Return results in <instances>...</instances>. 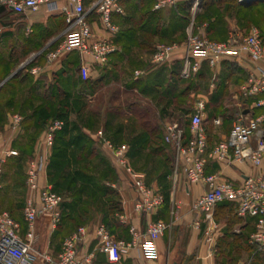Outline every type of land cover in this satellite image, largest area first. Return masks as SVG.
I'll return each mask as SVG.
<instances>
[{
  "label": "crops",
  "instance_id": "obj_1",
  "mask_svg": "<svg viewBox=\"0 0 264 264\" xmlns=\"http://www.w3.org/2000/svg\"><path fill=\"white\" fill-rule=\"evenodd\" d=\"M132 1L134 0H123L124 14L113 15L114 23L117 24V19L121 18L129 22L132 20V18L127 19L128 15L126 13V6ZM190 1L192 9L193 0H177L176 5L185 6L186 2ZM208 9L210 8L200 4L199 8L193 12L194 32L203 36L208 35V38L226 40L229 32L228 34L227 32H219L217 27L220 25L219 20L215 15H211ZM94 16L100 17L95 9H89L88 17L95 36L111 39L119 47L118 52L111 55L109 62L99 64L92 57L83 55L74 58L75 53L72 52L62 56L54 64L44 66L37 76L28 72L22 77H17L14 79L16 82L11 81L7 86L3 84L4 81L2 82L3 86L1 84L0 158L5 157L10 150L16 151L17 154L7 156L6 161L1 165L0 210L9 211L20 223L21 238L30 240V253L33 257V264H55L59 258L64 239L76 232L81 226L85 228L86 234L79 243L78 250L82 257L91 256L90 264L232 263L233 256L231 253L236 250L238 240L242 239L248 242L253 231L251 219L239 218L236 210L235 212L232 210L234 209L232 205L221 204L215 208L213 219L206 221L202 214L192 209V203L206 191L207 187L203 183L189 182L183 169L178 168L177 171H174L175 167L172 164H159L151 176L147 175L148 184L152 185L157 192L162 193L165 198L163 205L155 212L151 214L137 212L134 208L137 191L129 183L123 182L121 190L114 191L113 198L108 199L110 206L104 212L91 207L81 208L80 210L79 207H76L74 211L78 210V212L73 214L71 208L72 212L66 213L64 206L60 205L61 220L58 224L53 225L50 213L40 215L35 224L33 237H28L30 229L26 227L23 208L29 198H33L37 203H40V196L39 191L29 188L27 170L29 163L37 159L42 150L46 130L44 129L45 126L41 127L40 123L45 120L43 109L47 102L48 94H46V91L50 88V84L57 83L59 88L68 91L71 94L69 97L73 98L75 103H82L84 94L87 95L88 102L93 103L97 100V95H101L102 89L119 83L121 85L119 91L123 89V92L128 90L140 93L137 85L144 83L148 78H153L156 83L152 82L149 85L155 83L158 84L156 87L159 88V83L162 84L159 82L160 78H163L164 73L168 72V68L158 67L154 64L146 68L145 76L138 80L135 78L134 82L128 83V66L125 64L128 62V51L125 44L127 42L126 34L119 32V35L113 36L114 34L111 32L101 30L99 23L93 20ZM14 17L16 18L12 21V24L5 23V28L9 29L8 31H10V27L15 30L30 26L32 31L42 27L48 31L47 35L49 37L60 23L65 24L64 16L49 13L46 5L40 6L36 11L29 12L26 17L18 15ZM10 33L8 32V34ZM55 38L56 36H50L48 39H44L47 44ZM182 55L183 51L180 49L172 54L171 59L173 57L174 63L178 62L182 59ZM234 65L236 75H241V79L237 87L230 91L228 99L239 107L238 111L240 113L248 117L262 113L264 109L254 106L257 98L246 97L241 92V84L254 67L255 62L248 56H243L236 59ZM201 67V70L210 68L206 61L202 62ZM142 87L145 88L144 85ZM82 90H87L88 93ZM49 99H52L50 103H53L54 98ZM20 104L21 106L36 108L33 112H29L26 111L28 109L26 107L20 108ZM16 113H19L23 120L18 127L14 128L11 121ZM218 118L221 122L216 124L214 120ZM223 118L224 115L219 113L213 114L211 118L206 117L204 120L210 146L225 140L229 134L230 130L227 131L225 127L221 126L225 122ZM56 166L46 162L40 173L39 183L41 187L53 183L58 186V180H55L54 177V171H56L54 167ZM108 169V171H111L110 168ZM206 170L210 173H216L221 178L235 184L241 183L246 176L257 175L261 171L260 168L247 162L227 165L217 162L213 158L208 159ZM112 171L115 172L118 179V173ZM77 180H80L78 176ZM62 197L63 200L66 199L63 195ZM89 213H94V215L100 213L102 214L100 218L104 215L111 217L106 221V227L115 238L130 239V229L134 227L141 234V240H144L150 222L164 220L171 223V225L170 229L156 242L157 256L147 257L142 249L137 247L132 249L119 262H112L107 254L101 250L97 233V220L84 222L82 219V217L88 216ZM228 224H230V228L227 227ZM226 251H228V254H226ZM46 257H49L52 261H49Z\"/></svg>",
  "mask_w": 264,
  "mask_h": 264
},
{
  "label": "rangeland",
  "instance_id": "obj_2",
  "mask_svg": "<svg viewBox=\"0 0 264 264\" xmlns=\"http://www.w3.org/2000/svg\"><path fill=\"white\" fill-rule=\"evenodd\" d=\"M154 1L134 0L127 5V19L132 18V20L129 22L122 18L117 19L120 31L113 36L119 35V32L126 34L128 62L125 64L128 66V83L134 82L135 78L138 80L145 76L146 68L154 64L168 68V72L160 78L159 82L162 84L159 83V91L155 90L156 81L153 78H148L144 83L137 85L139 90L143 85L145 86L147 89L145 94L128 90L123 92V89L119 91L121 86L119 83L102 89L101 95H97V100L93 103L88 102L85 94L82 96L84 97L82 103H75L74 99L69 97L71 94L59 88L57 83L50 84V88L46 91L48 95L44 111L45 120L41 121V127L45 126L46 130L55 119L64 122L56 144L47 148V163L57 165L54 167V170L56 169L54 177L58 180L59 194L66 198L61 203L66 213L72 212L71 208L73 214L78 212V210L74 211V205L79 203L76 202V195L78 196L80 190H83L84 194L81 196L84 201L79 210L87 206L104 212L110 206L108 199L113 196L111 194L103 196V192L93 188V186L96 188L105 186L107 181L115 178V172L112 170L117 172L114 160L103 147L101 132L117 146L126 148V156L130 164L145 174L147 182V175L151 176L157 165L172 164L175 167L174 149L165 140V128L168 124L179 121L182 127L188 130L190 118L201 101L205 105L204 120L206 117L211 118L213 114L222 113L225 122L221 126L227 131L241 114L238 111L239 107L228 99L230 91L237 87L241 79V75H236L234 68V61L238 58L221 60L217 65L221 67L220 69L210 66L188 77L181 75L183 59L175 63L173 57L162 62L155 61L156 45L174 42L183 44L190 24L195 21L191 1L186 2L185 6H178L176 3L160 11L152 9ZM204 7L210 8L208 12L219 20L220 25L217 26L219 32L228 34L237 31L245 35L252 28H258L264 41V0H254L248 4H243L241 0H216ZM96 17L94 16L93 20L99 23V28L107 31L100 17ZM15 18L9 13L0 15V78L7 75L22 77L28 72L37 76L41 71L33 74L31 70L34 67L39 66L42 69L55 63L47 64L45 53L57 47L65 24L58 25L50 35L56 38L46 44L44 38L48 39L50 36L48 37V31L42 27L29 33L26 26L15 30L10 27L8 31L5 23L12 24ZM73 53H75L74 58L81 55L78 51ZM138 70H140L139 74L136 73ZM152 82H155L154 85H149ZM164 90H171L172 96L160 98ZM82 91L88 93L87 90ZM183 91H185L184 95L181 94ZM49 98H54L53 103H50L52 99ZM21 107L28 108L26 111L29 112H33L36 108L20 104ZM11 122L14 127L13 118ZM108 168L111 171H108ZM77 170L82 178L74 181V176L80 177L75 174ZM109 172L111 175L108 174ZM89 176L96 177V182L89 181ZM70 182L73 186L69 185ZM147 185L153 188L148 182ZM232 207L235 212V207ZM101 215L89 213L82 219L84 222L97 220L98 225H106V221L111 217L104 215L100 218ZM26 227H28L27 222ZM227 227L230 228V224ZM235 248L236 250L231 253L233 261L230 264H237L243 260H251V264H264V249L260 250L242 239L238 240Z\"/></svg>",
  "mask_w": 264,
  "mask_h": 264
},
{
  "label": "built area",
  "instance_id": "obj_3",
  "mask_svg": "<svg viewBox=\"0 0 264 264\" xmlns=\"http://www.w3.org/2000/svg\"><path fill=\"white\" fill-rule=\"evenodd\" d=\"M177 0H155L154 10H162L176 4ZM203 0H193L192 10L195 11ZM123 0H0V6L12 12L14 16L26 17L29 12L36 11L42 5L48 7V12L63 15L65 29L56 48L46 54V63L52 64L62 56L78 51L83 56L92 57L99 64L109 62L111 55L117 53V44L107 38L96 37L89 20V9H95L104 28L115 34L119 27L113 22V15L124 14ZM89 5V6H88ZM23 18L21 19V21ZM27 33L32 28L27 26ZM182 49L183 67L181 75L190 76L201 69L203 61L209 66L217 67L219 62L229 58L248 56L255 62L244 82L241 92L244 96L257 98L254 106L264 109V41L258 28H252L242 35L232 31L226 40L220 41L197 34L193 30V22L187 31L183 44L158 43L155 48V61L169 60L172 54ZM41 68L34 67L33 74ZM137 74L140 70L136 71ZM2 83H0L1 86ZM205 105L201 101L190 118L189 132L179 121L168 124L165 128V140L174 149L175 171L182 168L187 180L191 183H203L206 191L192 203V209L202 214L206 221L213 219L215 208L222 203L234 205L236 214L245 219L253 220V231L248 242L260 250L264 249V111L256 116L244 114L234 121L225 140L210 146L208 134L204 126ZM23 118L20 114L13 116L14 128L18 127ZM219 124L221 120L215 119ZM64 126L60 119L53 120L46 129L43 148L37 159L30 162L27 170V184L31 190L39 191L40 203L33 198L27 199L23 215L28 224V237L34 235L35 224L40 215L50 213L53 225L61 220L60 205L62 196L56 192L52 184L40 186L39 178L42 168L47 162V148L55 142L56 133ZM103 139V147L114 160L118 179L111 184L116 190H121L122 183L127 182L137 191L134 208L142 214H151L164 203L162 193L149 187L145 174L136 170L126 156V148L117 146L112 140ZM17 154L10 150L5 157L0 158V188L2 164L6 157ZM209 158L227 165L247 162L261 169L257 175H248L239 184L221 178L216 173L207 172ZM171 223L155 220L149 223L146 237L141 240V234L131 227V238H115L106 225H98L97 233L101 250L112 262H119L134 248H141L145 256H157V240L169 229ZM20 223L9 211L0 210V264H33L30 240L20 236ZM86 234L83 226L66 237L62 244L59 258L55 264H90V257L79 254L78 245ZM209 239V238H208ZM52 261L49 257H46ZM54 264V263H53ZM237 264H251V260L239 261Z\"/></svg>",
  "mask_w": 264,
  "mask_h": 264
},
{
  "label": "trees",
  "instance_id": "obj_4",
  "mask_svg": "<svg viewBox=\"0 0 264 264\" xmlns=\"http://www.w3.org/2000/svg\"><path fill=\"white\" fill-rule=\"evenodd\" d=\"M216 0H203L200 4H202V6H205V5H208V4H212V3H214ZM155 11V10H154ZM6 13H9L10 15H12V16H14L13 14H12V12H10V11H8L5 7H3V6H0V15H5ZM209 38H211V37H209ZM211 39H214V38H211ZM49 51V50H48ZM48 51H46V53H45V57H46V54H47V52ZM72 53V52H71ZM18 76L17 75H15V76H13V77H10V76H5V77H3V78H1L0 79V83H2L3 81V84L5 85L6 84V86H7V84H9L11 81H13L14 79H16ZM3 84H2V86H3ZM2 86H0V89H1V87ZM157 86V85H156ZM156 91H159V88H157L156 87V89H155ZM154 90V91H155ZM153 90H151V92H152ZM155 91V92H156ZM140 92L141 93H143V94H145V93H147V89L146 88H142L141 90H140ZM172 92H171V90H164L163 92H162V95H160V98H163V96H167V97H169V96H172V94H171ZM181 94L182 95H184L185 94V91H183V92H181ZM172 101V103L174 102V99L173 100H171ZM44 111H45V108L43 109ZM63 130V129H62ZM62 130H59L57 133H56V136H55V142H54V144H56V140H57V138H58V136L60 135V133L62 132ZM187 131V133L189 132V129L188 130H186ZM61 137V136H60ZM79 170H77L76 172H75V174H78L80 177H78V178H82V176H81V174L78 172ZM108 174H110L111 175V173L109 172ZM96 178V177H95ZM94 177H92V176H89V181H92V182H95L94 180H97V179H95ZM77 180V176H74V181H76ZM115 180H117V176H115V178H113L111 181H107L104 185L106 186V188H103V187H105V186H103V187H99V188H96L95 186H93V188L94 189H96V191L98 190L99 192H103L104 193V195L103 196H106L105 194H111V195H114V191H117L115 188H113L111 185H110V183H112V181L114 182ZM75 184V183H74ZM53 185V188H54V190L56 191V192H58V189H57V184L56 183H54V184H52ZM69 185L70 186H73V183L72 182H70L69 183ZM98 187V186H97ZM59 193V192H58ZM90 193V192H89ZM82 194H84L83 193V190H80V192L78 193V196L76 195V202H79V203H77L76 205H74V208H78V207H80L81 206V203L84 201L83 200V196H81ZM221 205V204H220ZM222 205H232V206H234L233 204H231V203H222ZM219 206V205H218ZM71 208V207H70ZM85 208H88L87 206H84V209ZM250 221H252V225H253V220H250Z\"/></svg>",
  "mask_w": 264,
  "mask_h": 264
},
{
  "label": "water",
  "instance_id": "obj_5",
  "mask_svg": "<svg viewBox=\"0 0 264 264\" xmlns=\"http://www.w3.org/2000/svg\"><path fill=\"white\" fill-rule=\"evenodd\" d=\"M243 4H248L250 3L251 1H254V0H241Z\"/></svg>",
  "mask_w": 264,
  "mask_h": 264
}]
</instances>
